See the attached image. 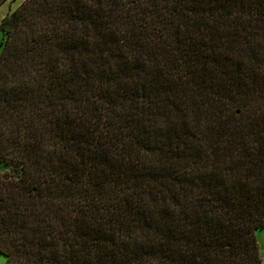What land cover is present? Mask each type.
<instances>
[{"label":"trees","instance_id":"trees-1","mask_svg":"<svg viewBox=\"0 0 264 264\" xmlns=\"http://www.w3.org/2000/svg\"><path fill=\"white\" fill-rule=\"evenodd\" d=\"M0 31L5 264L261 263L264 0H22Z\"/></svg>","mask_w":264,"mask_h":264},{"label":"rangeland","instance_id":"rangeland-1","mask_svg":"<svg viewBox=\"0 0 264 264\" xmlns=\"http://www.w3.org/2000/svg\"><path fill=\"white\" fill-rule=\"evenodd\" d=\"M22 0H5L0 4V18L6 13L14 9ZM1 40V31H0ZM254 237L257 241L258 252L261 258V263L264 264V228L254 230ZM0 264H5L4 256L0 254Z\"/></svg>","mask_w":264,"mask_h":264}]
</instances>
